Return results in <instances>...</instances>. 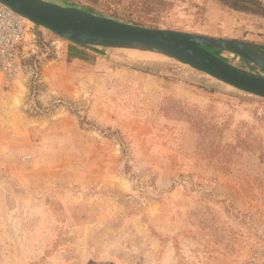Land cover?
<instances>
[{
  "label": "rangeland",
  "instance_id": "rangeland-1",
  "mask_svg": "<svg viewBox=\"0 0 264 264\" xmlns=\"http://www.w3.org/2000/svg\"><path fill=\"white\" fill-rule=\"evenodd\" d=\"M45 1L264 52V0ZM35 35L0 97V264H264V99L160 54Z\"/></svg>",
  "mask_w": 264,
  "mask_h": 264
},
{
  "label": "water",
  "instance_id": "water-1",
  "mask_svg": "<svg viewBox=\"0 0 264 264\" xmlns=\"http://www.w3.org/2000/svg\"><path fill=\"white\" fill-rule=\"evenodd\" d=\"M0 3L32 22L35 29H46L81 47L160 54L240 92L264 99V76L239 69L214 53L236 55L264 74L263 49L250 42L142 27L45 0H0Z\"/></svg>",
  "mask_w": 264,
  "mask_h": 264
},
{
  "label": "built area",
  "instance_id": "built-area-1",
  "mask_svg": "<svg viewBox=\"0 0 264 264\" xmlns=\"http://www.w3.org/2000/svg\"><path fill=\"white\" fill-rule=\"evenodd\" d=\"M35 34V26L0 3V97L18 78L24 48L36 38Z\"/></svg>",
  "mask_w": 264,
  "mask_h": 264
},
{
  "label": "trees",
  "instance_id": "trees-1",
  "mask_svg": "<svg viewBox=\"0 0 264 264\" xmlns=\"http://www.w3.org/2000/svg\"><path fill=\"white\" fill-rule=\"evenodd\" d=\"M220 4L227 6L235 11L246 14H261L256 9L258 2L255 0H217Z\"/></svg>",
  "mask_w": 264,
  "mask_h": 264
},
{
  "label": "bare ground",
  "instance_id": "bare-ground-1",
  "mask_svg": "<svg viewBox=\"0 0 264 264\" xmlns=\"http://www.w3.org/2000/svg\"><path fill=\"white\" fill-rule=\"evenodd\" d=\"M26 20H27V19H26ZM27 22H28L29 24L33 25V23H32V22H30L29 20H27ZM33 26H35V25H33Z\"/></svg>",
  "mask_w": 264,
  "mask_h": 264
}]
</instances>
